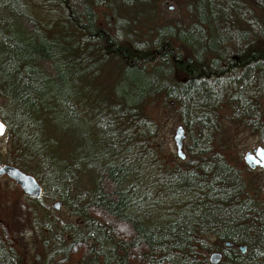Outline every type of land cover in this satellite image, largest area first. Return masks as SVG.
I'll return each instance as SVG.
<instances>
[{
	"label": "trees",
	"instance_id": "trees-1",
	"mask_svg": "<svg viewBox=\"0 0 264 264\" xmlns=\"http://www.w3.org/2000/svg\"><path fill=\"white\" fill-rule=\"evenodd\" d=\"M51 1L53 15L11 7L8 18L0 2V163L31 172L42 188L34 196L5 186L0 264H264V207L250 219L257 205L212 146L222 106L264 135V0H177L176 17L137 37L121 32L117 9L147 6L152 16L156 0ZM113 70L90 120L81 107ZM157 100L191 139L183 164L148 179L141 168L155 154L148 109ZM42 196L76 218L54 215ZM211 249L221 250L217 263Z\"/></svg>",
	"mask_w": 264,
	"mask_h": 264
},
{
	"label": "rangeland",
	"instance_id": "rangeland-1",
	"mask_svg": "<svg viewBox=\"0 0 264 264\" xmlns=\"http://www.w3.org/2000/svg\"><path fill=\"white\" fill-rule=\"evenodd\" d=\"M0 2L9 3V9L4 14L6 18L9 17V13L14 7L21 8L22 10L30 9L36 14H38L39 11H43L45 15H53V12H55L54 10L56 9V6L51 0H0ZM155 5L156 6L154 7L152 16L149 13L147 6H141L142 15L133 7L128 8L127 6H122V8H118L116 14L119 15V17L126 19L127 22L124 24V27L121 28V32L126 36H128V34L136 37L141 36L146 32L147 27L150 24L161 19L176 17L180 13L177 0H156ZM109 19L111 20L112 16L109 17ZM100 20L102 21V17H100ZM17 23H19V21ZM116 77L117 71L113 70L110 73L108 72L101 74L99 78L93 83L96 88L95 95H93V97L89 96L88 99L86 98V105L84 104L83 108L81 107V111L83 113H86V116L89 117L90 120H93L97 113L96 109L94 108L98 106L96 104L97 99L99 98V96L106 95L109 84ZM2 101L3 98L0 96V103ZM259 106L263 113L262 118L264 119V96L260 97ZM218 111L220 127L218 129V134L213 138L214 145L212 146L214 149L220 150L222 152L227 162L237 167H241L242 174L246 175L247 171L245 170V166L242 164L241 153L244 149L253 146L259 139H261L262 144H264V135L253 132L249 128L244 126L241 122L226 117L225 114L228 112L227 108L222 106L218 109ZM148 112L158 123L157 134L154 140L148 143L149 147H155V154H153L155 158L152 159L153 155H148L147 158L143 160L144 166L141 168V170H143V173L146 172L147 176H145L148 179H152L154 178V175L162 173V171H164V169L168 166H172L177 162L183 164V161H185L186 159L185 145L190 142L191 137L189 136V132L186 127L178 119L171 105L166 106L160 104L157 100L150 104ZM178 123H181L183 125L184 132V136L182 139V150L184 151V157L182 159L176 156L172 140L173 129ZM6 143L7 135L6 131L4 130L0 135L1 151L5 150ZM36 179L38 180L37 177ZM10 180L12 179L8 178L5 175H0V199L3 198L2 195L6 194L7 192L9 193V190L6 189L5 186L10 183ZM82 182L83 184H85V179ZM13 183L15 182L13 181ZM12 187L13 186L11 185V188ZM261 195L264 196V190L262 191ZM147 196L154 198V196L156 195L153 193V191L148 190ZM54 199L56 198H46L43 196L41 197V201L47 202L49 206ZM52 211L54 215L60 217L63 220H73L76 218V215L70 213L69 207L63 203H60L57 209L53 208ZM210 241L214 246L219 244V242H217L213 237L210 238ZM208 251L209 250H206L205 253L207 254Z\"/></svg>",
	"mask_w": 264,
	"mask_h": 264
},
{
	"label": "water",
	"instance_id": "water-1",
	"mask_svg": "<svg viewBox=\"0 0 264 264\" xmlns=\"http://www.w3.org/2000/svg\"><path fill=\"white\" fill-rule=\"evenodd\" d=\"M0 126H2L4 131V122L0 118ZM2 131V132H3ZM0 132V135L2 134ZM184 136L183 132V126L181 123H178L175 125L172 133V140L174 144L175 154L179 158L184 157V151L182 150V139ZM256 153L259 154V152L262 154H259L262 159V164L264 165V147L257 146L255 149ZM250 155L249 153H246L245 158L247 159V156ZM0 175H5L8 178L12 179L18 187L21 189V191L28 195H34L38 196L40 195L42 188L39 183V181L36 179V177L29 171H25L18 167L15 164L8 163V162H2L0 163ZM60 205L59 199H54L51 202V206L55 209H57ZM226 244H229L227 240L224 241ZM242 244H237V247L242 248ZM221 258V252L218 250H211L207 254V259L211 263H217Z\"/></svg>",
	"mask_w": 264,
	"mask_h": 264
},
{
	"label": "flooded vegetation",
	"instance_id": "flooded-vegetation-1",
	"mask_svg": "<svg viewBox=\"0 0 264 264\" xmlns=\"http://www.w3.org/2000/svg\"><path fill=\"white\" fill-rule=\"evenodd\" d=\"M257 146L264 147L261 139L257 140V142L253 146L244 149L241 153V161L245 166V170L247 171L246 175L242 174L241 167H237L228 162L232 166V168L236 170V176L242 184V195L244 196V200L252 201L253 205H257L255 208V213H252L251 211L249 212L250 219L259 216V214L257 215L256 212L264 207V196L261 195L262 191L264 190V165L262 164V159L259 155L262 154V152H259L258 154L255 151ZM246 153L250 154L247 156V159L245 158ZM224 241L225 240H223V244L228 247H237V244H242V248L237 247L241 252H245L247 249V246L244 243H233L232 241L227 240L230 243L226 244ZM211 250H218L221 252V250L219 249Z\"/></svg>",
	"mask_w": 264,
	"mask_h": 264
},
{
	"label": "snow or ice",
	"instance_id": "snow-or-ice-1",
	"mask_svg": "<svg viewBox=\"0 0 264 264\" xmlns=\"http://www.w3.org/2000/svg\"><path fill=\"white\" fill-rule=\"evenodd\" d=\"M3 131V128H2V126H0V132H2Z\"/></svg>",
	"mask_w": 264,
	"mask_h": 264
}]
</instances>
